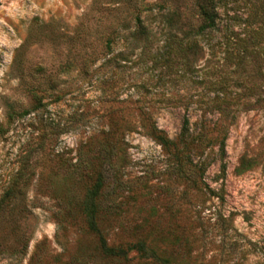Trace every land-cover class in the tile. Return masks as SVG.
<instances>
[{"label": "rangeland", "instance_id": "374dc122", "mask_svg": "<svg viewBox=\"0 0 264 264\" xmlns=\"http://www.w3.org/2000/svg\"><path fill=\"white\" fill-rule=\"evenodd\" d=\"M259 1L224 3L187 67L168 54L178 45L159 19L144 22L149 44L125 37L134 0H0V264H70L95 245L63 199L82 197L81 168L109 146L121 189L108 198L124 202L127 232L147 218L173 264H264V81L245 75L264 72V59L234 50L239 24L259 23ZM192 3L170 1L183 29L197 23ZM142 111L171 141L203 127L202 145L181 151L201 191L175 178L178 163L147 135Z\"/></svg>", "mask_w": 264, "mask_h": 264}, {"label": "trees", "instance_id": "16d2710c", "mask_svg": "<svg viewBox=\"0 0 264 264\" xmlns=\"http://www.w3.org/2000/svg\"><path fill=\"white\" fill-rule=\"evenodd\" d=\"M170 1L172 0H134L135 6L129 14L133 26L131 28L128 26L129 23L126 24L127 36L125 37L130 39L134 45L149 44L156 34L144 22L149 18L159 19L166 29L164 32L165 41H172L171 43L178 45V48L174 49L170 48L169 44L168 54H175L174 50L178 51L179 61L182 66H186V53L195 54L197 50L201 51L202 47L197 46L196 39L209 36L217 31L220 20L219 9L229 0H193L192 8L197 23L195 26L185 29H183L185 22H183L182 12L177 7H170ZM141 15L143 16L141 17ZM257 15L259 23L256 26L248 30L247 25L242 23V26L240 24L238 26L239 32H234L238 38L234 50L240 54V58L250 55L255 59H264V0L259 1ZM241 35L243 36L241 37ZM184 40H191L194 43H187L184 46ZM143 48L145 47L143 46ZM246 65V62L237 64L236 67L240 70L239 76L245 72ZM248 71L245 75L249 81L257 76L264 81V72L260 70L257 72ZM253 90L251 87L247 88L246 96L247 94L254 95ZM258 96L264 97V88ZM227 105L225 103L224 107ZM140 113L141 122L147 135L167 150L177 161L175 178L181 181L184 187L201 191V177L192 179L189 176L187 172L193 166L190 159L183 156L181 151L189 145L198 147L202 145L203 127H200L196 135L189 140L171 141L157 127L147 112L142 111ZM219 113L222 115V110H219ZM188 124L187 117H184L182 121L184 131H187ZM112 155V147L109 146L108 151H105L98 158V165L89 163L85 169L81 168L82 174L79 177L84 180V191L79 200H72L67 196L63 199L69 213L72 211L71 208L78 213L82 230L96 239L95 245L91 249L87 250L86 247H81L79 255L73 258L70 264H173L170 258L165 256V251L161 247V245H166L167 238L162 235L149 234L146 231L149 222L147 218L134 222L128 232L127 229L125 230V217L122 216L124 202L108 198V195H112L121 189L116 177L117 170ZM188 163L189 166L186 167ZM196 168L201 174V166L197 165ZM72 218L76 219L75 217ZM115 225L121 233L117 240L110 241L106 237L105 231ZM180 241V238L175 237L172 245L176 246Z\"/></svg>", "mask_w": 264, "mask_h": 264}]
</instances>
